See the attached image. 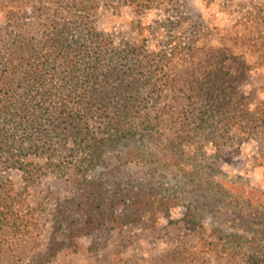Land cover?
I'll return each instance as SVG.
<instances>
[{
    "label": "rangeland",
    "instance_id": "1",
    "mask_svg": "<svg viewBox=\"0 0 264 264\" xmlns=\"http://www.w3.org/2000/svg\"><path fill=\"white\" fill-rule=\"evenodd\" d=\"M78 1L0 0V56L17 37L47 41L52 21L63 25V45L78 48ZM92 4L84 15L112 48L141 39L150 57L174 51L165 74L172 88L144 92L139 108L159 143L138 141L140 130L135 145L107 162L119 166L124 183L181 194L180 206L114 225L99 243L77 237L45 264H264V0H154L141 17L122 0ZM37 120L48 143L23 158L31 176L0 163V182H10L26 220L0 244V264H34L60 241L51 234L56 203L78 194L83 176L101 171L86 167L78 146L60 139L47 119ZM186 207L192 222L183 220ZM252 237L259 244L244 242Z\"/></svg>",
    "mask_w": 264,
    "mask_h": 264
},
{
    "label": "trees",
    "instance_id": "2",
    "mask_svg": "<svg viewBox=\"0 0 264 264\" xmlns=\"http://www.w3.org/2000/svg\"><path fill=\"white\" fill-rule=\"evenodd\" d=\"M153 1L122 0V3L131 5L132 13L141 17L152 8ZM88 3L89 0L78 1V48L63 45V25L58 28L52 21L47 41L35 45L30 39L17 37L0 56L3 168L21 171L26 178L31 176L30 163L23 158L48 143L41 124L34 125L40 116L49 121L60 139L78 146L86 167L101 168L96 176L90 179L83 176L78 181V194L56 203L51 234L60 241H52L34 264L49 262L58 249L71 247L77 237L87 236L99 243L108 237L114 225H133L145 217L168 215L180 206L181 194L163 191L150 182L124 183L119 166L107 162L109 155L135 145L137 140L159 143L155 125L139 115V108L145 100L144 92L149 91L152 97L162 88H172L165 74L174 51L169 56L159 52L150 57L144 52L141 39L126 41L121 49L112 48L103 31L98 33L89 16L84 15L94 9V4ZM58 60L63 62L52 64ZM92 123L97 125L93 132ZM28 128L35 133L28 134ZM140 130L146 132L136 140ZM177 141L179 136L172 138L164 149L172 148ZM11 188L10 182H0V244L5 236L16 234L26 225L24 216L16 209L22 201L10 195ZM193 215V209L186 207L183 220L192 222ZM236 238L240 241V237ZM244 242L259 244L254 237Z\"/></svg>",
    "mask_w": 264,
    "mask_h": 264
}]
</instances>
